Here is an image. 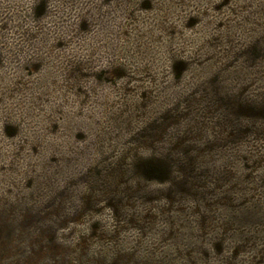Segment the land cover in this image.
<instances>
[{
  "label": "rangeland",
  "instance_id": "rangeland-1",
  "mask_svg": "<svg viewBox=\"0 0 264 264\" xmlns=\"http://www.w3.org/2000/svg\"><path fill=\"white\" fill-rule=\"evenodd\" d=\"M0 264H264V0H0Z\"/></svg>",
  "mask_w": 264,
  "mask_h": 264
},
{
  "label": "trees",
  "instance_id": "trees-1",
  "mask_svg": "<svg viewBox=\"0 0 264 264\" xmlns=\"http://www.w3.org/2000/svg\"><path fill=\"white\" fill-rule=\"evenodd\" d=\"M43 12H44V6L41 5V4H39V5L35 8V14H36V16H41V15L43 14ZM180 73H181V69L178 70V73L175 74V76L178 77V76L180 75ZM7 134H8V136H11V135H12V134H10V133H7ZM146 178H147L148 180L151 179L149 176H146Z\"/></svg>",
  "mask_w": 264,
  "mask_h": 264
}]
</instances>
